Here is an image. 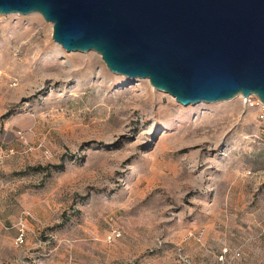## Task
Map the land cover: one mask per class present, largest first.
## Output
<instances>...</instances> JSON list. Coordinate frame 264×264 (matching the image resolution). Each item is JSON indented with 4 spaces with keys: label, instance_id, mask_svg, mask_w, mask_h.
Listing matches in <instances>:
<instances>
[{
    "label": "rangeland",
    "instance_id": "374dc122",
    "mask_svg": "<svg viewBox=\"0 0 264 264\" xmlns=\"http://www.w3.org/2000/svg\"><path fill=\"white\" fill-rule=\"evenodd\" d=\"M250 105L183 106L0 15V264H264Z\"/></svg>",
    "mask_w": 264,
    "mask_h": 264
},
{
    "label": "water",
    "instance_id": "95a60500",
    "mask_svg": "<svg viewBox=\"0 0 264 264\" xmlns=\"http://www.w3.org/2000/svg\"><path fill=\"white\" fill-rule=\"evenodd\" d=\"M35 13L68 53L95 51L183 106L264 104V0H0V15Z\"/></svg>",
    "mask_w": 264,
    "mask_h": 264
},
{
    "label": "built area",
    "instance_id": "2783aa9c",
    "mask_svg": "<svg viewBox=\"0 0 264 264\" xmlns=\"http://www.w3.org/2000/svg\"><path fill=\"white\" fill-rule=\"evenodd\" d=\"M246 100V103H251V107H255V106H260V110H261V119H264V104L255 96H250L248 98H245ZM24 226V225H23ZM114 237H118V233L116 235V233H114ZM112 239V238H111ZM25 243V231L24 229H20V232H19V235L17 237V240H16V244L17 245H23Z\"/></svg>",
    "mask_w": 264,
    "mask_h": 264
},
{
    "label": "trees",
    "instance_id": "16d2710c",
    "mask_svg": "<svg viewBox=\"0 0 264 264\" xmlns=\"http://www.w3.org/2000/svg\"><path fill=\"white\" fill-rule=\"evenodd\" d=\"M63 166L62 165H60V168H62Z\"/></svg>",
    "mask_w": 264,
    "mask_h": 264
},
{
    "label": "bare ground",
    "instance_id": "6f19581e",
    "mask_svg": "<svg viewBox=\"0 0 264 264\" xmlns=\"http://www.w3.org/2000/svg\"><path fill=\"white\" fill-rule=\"evenodd\" d=\"M162 92V91H161Z\"/></svg>",
    "mask_w": 264,
    "mask_h": 264
}]
</instances>
